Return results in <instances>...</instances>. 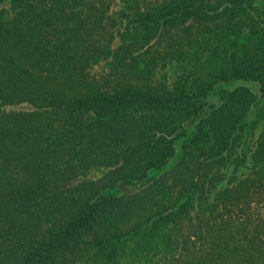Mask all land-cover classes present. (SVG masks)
Returning a JSON list of instances; mask_svg holds the SVG:
<instances>
[{
  "label": "trees",
  "instance_id": "1",
  "mask_svg": "<svg viewBox=\"0 0 264 264\" xmlns=\"http://www.w3.org/2000/svg\"><path fill=\"white\" fill-rule=\"evenodd\" d=\"M0 264H264V0H0Z\"/></svg>",
  "mask_w": 264,
  "mask_h": 264
},
{
  "label": "rangeland",
  "instance_id": "2",
  "mask_svg": "<svg viewBox=\"0 0 264 264\" xmlns=\"http://www.w3.org/2000/svg\"><path fill=\"white\" fill-rule=\"evenodd\" d=\"M93 72L95 75H99L102 72L101 67H99V65H96L93 69Z\"/></svg>",
  "mask_w": 264,
  "mask_h": 264
}]
</instances>
